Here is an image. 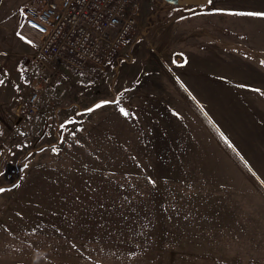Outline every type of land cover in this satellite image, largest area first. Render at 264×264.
Masks as SVG:
<instances>
[{
    "label": "rangeland",
    "instance_id": "obj_1",
    "mask_svg": "<svg viewBox=\"0 0 264 264\" xmlns=\"http://www.w3.org/2000/svg\"><path fill=\"white\" fill-rule=\"evenodd\" d=\"M137 1L112 63L33 64L54 74L34 114L16 105L36 46L22 55L0 107V264H264V16L229 14L264 0Z\"/></svg>",
    "mask_w": 264,
    "mask_h": 264
},
{
    "label": "built area",
    "instance_id": "obj_2",
    "mask_svg": "<svg viewBox=\"0 0 264 264\" xmlns=\"http://www.w3.org/2000/svg\"><path fill=\"white\" fill-rule=\"evenodd\" d=\"M138 7L137 0H37L23 6L18 32L36 50L27 65L26 99L18 101V111L34 114L40 94L54 78L45 66L34 77L36 61L60 60L77 73L112 63L137 27Z\"/></svg>",
    "mask_w": 264,
    "mask_h": 264
},
{
    "label": "crops",
    "instance_id": "obj_3",
    "mask_svg": "<svg viewBox=\"0 0 264 264\" xmlns=\"http://www.w3.org/2000/svg\"><path fill=\"white\" fill-rule=\"evenodd\" d=\"M36 1L33 0L32 3H36ZM0 2V13L3 15L2 20H0L2 26H6L4 23L6 19L12 18L15 14L19 15V18L14 20L13 26H7L9 27L8 30L5 28L0 31V33H3L2 36H4L5 32H7L5 35L8 36L7 39H3L0 42V47H2L0 52V80L3 81L0 84V107H4L6 103L12 101L11 99L16 90L18 81L16 72L21 57L22 55L31 53L34 47L32 42L27 39H21L15 34L17 28L23 23L24 18L20 7L21 4L25 5V0H18L13 3L6 0H0Z\"/></svg>",
    "mask_w": 264,
    "mask_h": 264
},
{
    "label": "snow or ice",
    "instance_id": "obj_4",
    "mask_svg": "<svg viewBox=\"0 0 264 264\" xmlns=\"http://www.w3.org/2000/svg\"><path fill=\"white\" fill-rule=\"evenodd\" d=\"M208 2L209 3H212V0H208ZM217 11H220V10H217ZM229 14H234V15H249V16H264V13H229ZM17 35L19 36L20 33L18 32ZM262 63H264V62H262ZM2 83H3V81L0 80V84H2ZM109 103H112V101H101V102L97 103L96 105H94L92 108L87 109L86 111L87 112H92V111H94V109L99 108L102 105L109 104ZM117 103H118V101H117ZM120 112L125 117L130 116V113L127 110L123 109V108H120ZM68 123H72V121L71 120L66 121V124H68ZM209 123H211L210 120H209ZM217 131L219 132V129H217ZM220 136L225 141V143H228L227 138L223 136V133H220ZM228 146L229 147H232V145L230 143H228ZM53 151H55V149H53ZM3 191H5V189L0 188V192H3Z\"/></svg>",
    "mask_w": 264,
    "mask_h": 264
},
{
    "label": "water",
    "instance_id": "obj_5",
    "mask_svg": "<svg viewBox=\"0 0 264 264\" xmlns=\"http://www.w3.org/2000/svg\"><path fill=\"white\" fill-rule=\"evenodd\" d=\"M162 1L175 6H186V5L198 3L197 0H162Z\"/></svg>",
    "mask_w": 264,
    "mask_h": 264
}]
</instances>
